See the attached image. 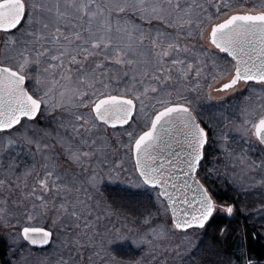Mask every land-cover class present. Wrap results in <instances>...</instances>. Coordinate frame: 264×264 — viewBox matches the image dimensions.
I'll list each match as a JSON object with an SVG mask.
<instances>
[{
  "label": "snow or ice",
  "instance_id": "snow-or-ice-1",
  "mask_svg": "<svg viewBox=\"0 0 264 264\" xmlns=\"http://www.w3.org/2000/svg\"><path fill=\"white\" fill-rule=\"evenodd\" d=\"M241 214L264 221V0H0L3 264H261L230 224L202 238Z\"/></svg>",
  "mask_w": 264,
  "mask_h": 264
},
{
  "label": "trees",
  "instance_id": "trees-1",
  "mask_svg": "<svg viewBox=\"0 0 264 264\" xmlns=\"http://www.w3.org/2000/svg\"><path fill=\"white\" fill-rule=\"evenodd\" d=\"M215 188V187H214ZM105 189V188H104ZM118 189L114 188L113 185L106 186V189L104 190L106 194H111L115 196L119 193L117 191ZM217 190L218 197L224 201L228 200V202H231L230 197H232V193L224 192L223 190ZM230 224L231 227L237 229L236 235H239L241 233L247 232L248 234V243L250 246V249L252 251V254L256 256L257 258L261 259V264H264V237L262 232L259 231L258 227L255 225L250 224L247 219L245 218V215H237L235 218L229 219L227 217L221 216L218 217L217 220L208 228L207 234L203 235V240L205 243H215V237L218 235L216 232V225L217 224ZM254 233H259V236L254 235ZM200 233H197L194 235L193 243H197L199 239L201 238ZM229 241L231 242V237L229 238ZM5 245L2 243V240H0V264H3V261L6 259V251L4 249Z\"/></svg>",
  "mask_w": 264,
  "mask_h": 264
},
{
  "label": "rangeland",
  "instance_id": "rangeland-1",
  "mask_svg": "<svg viewBox=\"0 0 264 264\" xmlns=\"http://www.w3.org/2000/svg\"><path fill=\"white\" fill-rule=\"evenodd\" d=\"M124 179H125V177L122 176V177L120 178V180H113V181L105 180V181H104L103 188L106 189V186L113 185L114 188L118 189L117 191H119V190L124 186V185H123V180H124ZM213 187H215L214 189H216V186H215V185H213ZM105 189H104V190H105ZM238 207H239V205H238ZM249 214L254 215L253 213H251V211H249ZM247 221H248L250 224L257 226L258 229H259V231L262 232L263 237H264V229H261V224H264V221H259V220H257V221H255V222H253L252 220H248V219H247ZM0 238L2 239V243L5 245L4 249H5V251H6V259H7V257H8V238H7V236H5V235L3 234V232H0ZM193 240H195V239H193Z\"/></svg>",
  "mask_w": 264,
  "mask_h": 264
},
{
  "label": "flooded vegetation",
  "instance_id": "flooded-vegetation-1",
  "mask_svg": "<svg viewBox=\"0 0 264 264\" xmlns=\"http://www.w3.org/2000/svg\"><path fill=\"white\" fill-rule=\"evenodd\" d=\"M0 240H2V239L0 238Z\"/></svg>",
  "mask_w": 264,
  "mask_h": 264
}]
</instances>
